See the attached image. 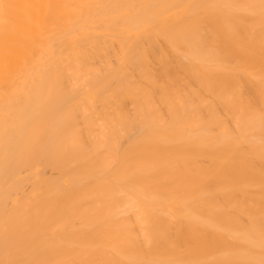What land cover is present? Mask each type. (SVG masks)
Returning a JSON list of instances; mask_svg holds the SVG:
<instances>
[{
    "label": "bare ground",
    "instance_id": "6f19581e",
    "mask_svg": "<svg viewBox=\"0 0 264 264\" xmlns=\"http://www.w3.org/2000/svg\"><path fill=\"white\" fill-rule=\"evenodd\" d=\"M0 264H264V2L0 0Z\"/></svg>",
    "mask_w": 264,
    "mask_h": 264
},
{
    "label": "snow or ice",
    "instance_id": "6c2138e0",
    "mask_svg": "<svg viewBox=\"0 0 264 264\" xmlns=\"http://www.w3.org/2000/svg\"><path fill=\"white\" fill-rule=\"evenodd\" d=\"M262 2H264V0H262Z\"/></svg>",
    "mask_w": 264,
    "mask_h": 264
}]
</instances>
